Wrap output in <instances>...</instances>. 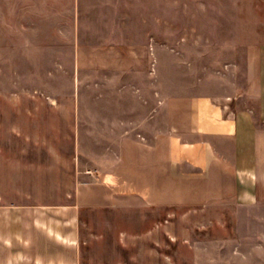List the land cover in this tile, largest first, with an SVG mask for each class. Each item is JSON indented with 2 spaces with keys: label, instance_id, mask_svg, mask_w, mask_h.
Instances as JSON below:
<instances>
[{
  "label": "rangeland",
  "instance_id": "374dc122",
  "mask_svg": "<svg viewBox=\"0 0 264 264\" xmlns=\"http://www.w3.org/2000/svg\"><path fill=\"white\" fill-rule=\"evenodd\" d=\"M261 43L264 0H0V215L23 204L63 230L47 245L32 226L29 264H46L36 250L50 264H264V204L77 203L80 184L117 159L129 126L103 124L102 107L120 117L129 78L150 85L152 71L159 101L229 95L255 107L246 69ZM8 254L0 237V264Z\"/></svg>",
  "mask_w": 264,
  "mask_h": 264
},
{
  "label": "crops",
  "instance_id": "0c3cea01",
  "mask_svg": "<svg viewBox=\"0 0 264 264\" xmlns=\"http://www.w3.org/2000/svg\"><path fill=\"white\" fill-rule=\"evenodd\" d=\"M118 62L111 55L104 66L113 71ZM128 70L132 76L133 69ZM147 74L150 85H134L129 78L119 88L120 99L134 97L118 108L119 118L114 105L102 107L103 124L129 127L119 138L116 161L100 178L80 184L77 203L106 205L117 196L133 195L150 206L203 205L224 199L264 204V43L252 49L246 69V96L256 101L255 107L238 106L229 95L195 94L181 102L159 101L158 79L150 70ZM11 206L0 215V237L9 249L10 264H29L27 239L32 226L34 231H38L35 226L42 229L44 244H57L63 238L57 218H51L49 225L45 218L43 228L25 205ZM33 255L36 262L50 264L41 250ZM58 261L63 264L62 258Z\"/></svg>",
  "mask_w": 264,
  "mask_h": 264
}]
</instances>
